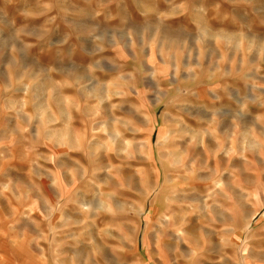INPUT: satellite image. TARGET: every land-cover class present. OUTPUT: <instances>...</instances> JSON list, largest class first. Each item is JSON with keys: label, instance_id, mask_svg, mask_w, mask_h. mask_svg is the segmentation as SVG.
<instances>
[{"label": "rangeland", "instance_id": "rangeland-1", "mask_svg": "<svg viewBox=\"0 0 264 264\" xmlns=\"http://www.w3.org/2000/svg\"><path fill=\"white\" fill-rule=\"evenodd\" d=\"M142 240L264 264V0H0V264Z\"/></svg>", "mask_w": 264, "mask_h": 264}, {"label": "crops", "instance_id": "crops-1", "mask_svg": "<svg viewBox=\"0 0 264 264\" xmlns=\"http://www.w3.org/2000/svg\"><path fill=\"white\" fill-rule=\"evenodd\" d=\"M151 113V112H150ZM152 248H156L154 246H148L147 241H141L140 243H136V248H134V257L141 263L139 264H188L185 261H180L173 263L169 261V257L166 252L161 250H151ZM34 261V260H32ZM38 261V260H37ZM30 262H25L23 264H30ZM41 264V262H40Z\"/></svg>", "mask_w": 264, "mask_h": 264}]
</instances>
